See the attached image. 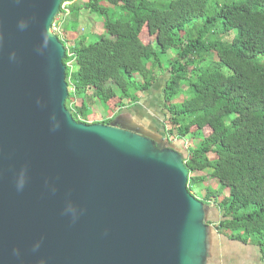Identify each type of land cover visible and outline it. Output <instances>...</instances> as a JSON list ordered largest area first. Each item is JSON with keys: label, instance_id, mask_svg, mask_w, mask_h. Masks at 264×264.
I'll use <instances>...</instances> for the list:
<instances>
[{"label": "water", "instance_id": "1", "mask_svg": "<svg viewBox=\"0 0 264 264\" xmlns=\"http://www.w3.org/2000/svg\"><path fill=\"white\" fill-rule=\"evenodd\" d=\"M63 2L0 0V264H206L182 155L67 109Z\"/></svg>", "mask_w": 264, "mask_h": 264}, {"label": "trees", "instance_id": "2", "mask_svg": "<svg viewBox=\"0 0 264 264\" xmlns=\"http://www.w3.org/2000/svg\"><path fill=\"white\" fill-rule=\"evenodd\" d=\"M209 1L173 0L158 7L152 0H86L83 10L103 18L104 34L92 44L84 36L72 46L57 36L66 50V107L75 121L93 125L87 122L92 99L109 105L111 117L126 106L125 101L136 105L138 95L158 81L154 73L163 72V58L168 61L173 52L163 91L170 131L163 127L166 134L197 141V147L183 157L189 192L208 179L217 181L219 188H208L209 197L204 199L217 207L226 201L218 232L255 246L264 264V0H223L214 15L208 14ZM69 9L79 16L78 5ZM64 13L61 7L59 15ZM196 21H202L195 26L200 30L197 36L178 42V35ZM145 28L155 33L157 49L143 41ZM233 31L232 41H222ZM205 63L209 65L202 67ZM181 96L182 103L174 102ZM77 100L82 106L76 105ZM112 122L113 118L101 124ZM206 129L209 136H204ZM206 171L209 176L198 175ZM207 217L208 212L206 226ZM208 236L214 247L209 230Z\"/></svg>", "mask_w": 264, "mask_h": 264}, {"label": "rangeland", "instance_id": "3", "mask_svg": "<svg viewBox=\"0 0 264 264\" xmlns=\"http://www.w3.org/2000/svg\"><path fill=\"white\" fill-rule=\"evenodd\" d=\"M171 1L173 0H152L158 7H164L167 6ZM223 0H210L209 6H208V14L214 15L216 12V6L217 3H222ZM86 0H75L70 2H66L63 4L62 8L65 10L64 14H60L55 19V28L53 27L52 32L59 36L61 39H64L68 46H72L74 42L77 39H80L82 37H87L88 44H92L96 42L99 38V36L104 34V20L100 15L97 14H90L86 10H83L84 4ZM72 4L78 5L80 7L81 11L78 17L74 16L73 14H70L69 7ZM107 6V5H106ZM110 9V13H114L117 16H120V13L117 9L108 7ZM202 24V21H196L190 26H188L184 32L178 35L177 40L178 42L187 41L190 39V35L194 38L197 36V33L200 30L195 29V26H200ZM193 25V26H192ZM236 32H231L229 37H223L222 41L230 42L234 38ZM219 36V35H217ZM155 33L149 31L147 28H145L142 32V39L145 43H151L152 46L156 48V42L155 40ZM212 39H216L217 37L211 36ZM220 38V37H218ZM157 49V48H156ZM175 54L173 52H170L168 55V61H165L163 58L164 63V69L162 70L156 69L155 70V76L158 78V81L153 85V87L142 94L141 99H143L140 104H136L134 106L130 105L127 101H125V107L123 109H120L116 112V114L113 117V125L117 126H126L133 128L137 131H139L141 134H148L150 136H156L157 139L160 137H163V134L165 135V141L164 144L159 143L161 147H176L182 154V157H186V154L188 153V150L193 148L195 149L197 147V141H193V138L191 136L185 138V139H179L175 135L172 134H166L165 129L163 125H166V128L170 131V126L168 123H166L165 117L167 116V111L165 110V101L164 98V87L165 83L169 77V70L171 69V62L174 60ZM209 63H205L202 67L208 66ZM70 66V64H69ZM72 67V66H71ZM76 70V69H75ZM140 78V77H139ZM117 93V96H120V91L117 89L115 85L111 86ZM71 90L70 92H72ZM146 97V98H145ZM183 97H177L174 102L176 103H182ZM90 104L92 106L91 111L89 113V117L87 122H103L106 121L107 118H109V105L100 104L96 100L92 99L90 101ZM77 106H82V100H77L76 102ZM114 107V104L111 105ZM71 108V105H70ZM131 117L133 118V121L136 125H132L131 123H128L126 121L122 120V117ZM163 120V124H162ZM130 121V120H129ZM131 122V121H130ZM152 128V129H150ZM151 133L153 135H151ZM211 134L210 129H206L204 131V136H209ZM210 159H214V155L209 156ZM210 171H206L205 174L198 173V175H210ZM217 190L219 188V184L217 181H214L212 179H208L203 185L199 186L192 192V195L199 200L200 202H203L204 206L208 207V222L207 230L210 231L211 235L214 234V238L216 239L215 247L217 249V246L219 245L220 241L221 243L225 241V238H230V235L228 236V233L221 234L217 230V224L221 217V211L222 206L226 204L225 202H222L220 204V207H217V205L211 201V202H205L206 197L208 196L207 189ZM226 197H228V192L224 193ZM222 201V200H221ZM219 234H218V233ZM209 239V236H208ZM212 240V238H211ZM209 251L213 249V246L211 244L208 245ZM214 250V249H213ZM233 250V249H232ZM213 253V252H212ZM261 259V258H260ZM262 261V259H261Z\"/></svg>", "mask_w": 264, "mask_h": 264}, {"label": "crops", "instance_id": "4", "mask_svg": "<svg viewBox=\"0 0 264 264\" xmlns=\"http://www.w3.org/2000/svg\"><path fill=\"white\" fill-rule=\"evenodd\" d=\"M62 40L65 41L64 39H62ZM138 96L142 97V95L141 96L138 95ZM142 100L143 99H140V101L138 103L140 104V102ZM163 100H164V98H163ZM112 118L113 117L109 116V118H107V119H112ZM122 120L126 121L128 123H131L132 125H136L135 122L133 121V118H131L129 116L128 117H126V116L122 117ZM92 123L98 124V123H102V122H98V121L94 120ZM162 124H163V120H162ZM111 125H113V123ZM115 126H117V125H115ZM150 129H152V128H150ZM144 135L148 136L153 141H156L157 143H161V144H162L163 140L165 139L164 134H163V137H160V135H159L158 139L156 136H150L148 134H144ZM151 135H153V134L151 133ZM179 153H181V152L179 151ZM213 239H214V241L216 240L214 238V236H213ZM215 246L213 247V249H214L213 253L211 255H209V258L207 259L206 264H263L261 259H260L261 255H260L258 249L251 244L245 245L241 242L234 241V240H231L230 238L226 237L224 243L223 242L221 243V241H220L219 245L217 246V249Z\"/></svg>", "mask_w": 264, "mask_h": 264}, {"label": "clouds", "instance_id": "5", "mask_svg": "<svg viewBox=\"0 0 264 264\" xmlns=\"http://www.w3.org/2000/svg\"><path fill=\"white\" fill-rule=\"evenodd\" d=\"M18 27L21 29V30H23V29H25L26 27H27V22H25V21H21L19 24H18ZM14 56H15V54H13V59H14ZM53 119H55V117H53ZM59 123H56V124H54V126H53V131H55L56 129H58L59 128ZM17 190L18 191H22L23 189H24V187H25V185H24V183H19L17 186ZM80 214V213H79ZM64 215H68V212H67V209L65 208L64 209ZM71 218H72V221L73 222H75L78 218H79V215L77 216V215H73V216H71ZM36 249H34V251H35Z\"/></svg>", "mask_w": 264, "mask_h": 264}, {"label": "flooded vegetation", "instance_id": "6", "mask_svg": "<svg viewBox=\"0 0 264 264\" xmlns=\"http://www.w3.org/2000/svg\"><path fill=\"white\" fill-rule=\"evenodd\" d=\"M164 141H165V139L163 140V142H162V144H164ZM155 142V141H154ZM155 144H156V146L157 147H161L160 145H159V143H157V142H155ZM167 148H171V149H173V150H175V151H177V152H179V150L175 147H167ZM181 154V153H180ZM182 155V154H181Z\"/></svg>", "mask_w": 264, "mask_h": 264}, {"label": "built area", "instance_id": "7", "mask_svg": "<svg viewBox=\"0 0 264 264\" xmlns=\"http://www.w3.org/2000/svg\"><path fill=\"white\" fill-rule=\"evenodd\" d=\"M53 27L55 28V24L53 25Z\"/></svg>", "mask_w": 264, "mask_h": 264}]
</instances>
